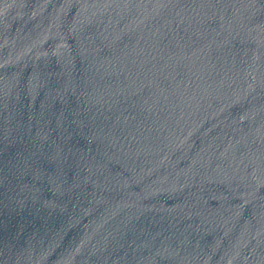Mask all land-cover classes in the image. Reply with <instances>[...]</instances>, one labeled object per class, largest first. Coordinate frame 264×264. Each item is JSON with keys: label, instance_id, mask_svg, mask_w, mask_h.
<instances>
[{"label": "water", "instance_id": "1", "mask_svg": "<svg viewBox=\"0 0 264 264\" xmlns=\"http://www.w3.org/2000/svg\"><path fill=\"white\" fill-rule=\"evenodd\" d=\"M0 264H264V0H0Z\"/></svg>", "mask_w": 264, "mask_h": 264}]
</instances>
